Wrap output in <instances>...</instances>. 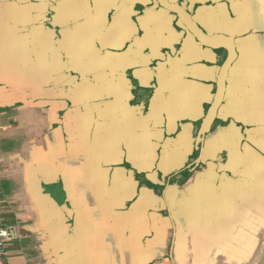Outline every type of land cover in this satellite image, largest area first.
<instances>
[{
  "label": "crops",
  "instance_id": "1",
  "mask_svg": "<svg viewBox=\"0 0 264 264\" xmlns=\"http://www.w3.org/2000/svg\"><path fill=\"white\" fill-rule=\"evenodd\" d=\"M181 2L237 50L203 152L224 56L186 39L140 103L150 59L121 50L120 1L0 0L7 264H264V0ZM146 19L175 51L174 19Z\"/></svg>",
  "mask_w": 264,
  "mask_h": 264
},
{
  "label": "flooded vegetation",
  "instance_id": "2",
  "mask_svg": "<svg viewBox=\"0 0 264 264\" xmlns=\"http://www.w3.org/2000/svg\"><path fill=\"white\" fill-rule=\"evenodd\" d=\"M56 1H60V0H56ZM93 2L95 0H89V2ZM114 1H120V9L121 11H124V13H122L121 18H120V22L123 24L121 25V39H122V48L121 50H130V48H132L135 51H139V54H141L145 59H150V63L148 65H145L143 67V69H148L151 74L149 79L147 80L149 82L148 86L146 88H140L139 83L133 81L134 84V88H133V92L135 95V98L137 99V101H139L140 103H146V101L148 99H150L153 95H155V90L157 88H159V83L163 81V76H162V67L163 65H165L168 60H169V55L171 56V59H176L179 58L181 59L182 57V49L185 46L186 43V39H189L190 42H194L196 44H199L201 47H203L206 50H210L216 54H219L220 56H224L221 64H220V73H219V78H218V84L216 87V93H215V97L213 99V102L206 106V114H205V118L203 120V122L201 123V125L199 126L198 129V133H197V149L198 150H202V141H200V136H201V132L203 131L204 125L209 117V115L212 113V111L219 106V109L217 111V113L215 114V117L213 118V120L210 122L208 131L206 136L209 134V132L213 129L214 123L217 119V116L219 114V110L221 108V106L223 105L224 102V96H223V101L221 103V101H218L217 97L220 95V89H219V85H220V74L221 71L224 67V65L226 64L228 57H229V52L225 49V48H210L206 45H204L203 43H201L196 36L189 30V28L186 26V24L183 22V20L180 18V16L171 11L170 9L166 8L161 0H114ZM168 4L172 5V6H176V7H180L183 8L193 19V21H195L197 23V21L194 18V14L193 11L190 7H185L181 0H165ZM164 11L166 14H168L169 16H171L174 19V27L177 29L178 33H177V43L174 46L175 51L172 50L171 47H161V49H158V47L156 46L158 41L155 37H159L158 34H152V38H155L156 40H153L152 42L150 41V38L147 39L146 37V33L147 30L144 29V27L141 25V22H143L144 20L146 21V25L148 26V24H155V22L153 21V19H146V16L149 12L154 11ZM114 10H111L108 14V19H109V24L113 22V16H114ZM116 15V14H115ZM149 18V17H147ZM114 20H115V16H114ZM150 21V23H149ZM133 24V27L131 26ZM198 24V23H197ZM135 25L137 27V32L135 33ZM199 25V24H198ZM200 26V25H199ZM200 28L210 37L216 36V35H210L208 34L201 26ZM105 31H107V29H105ZM111 30H109V34H110ZM106 33V32H105ZM112 33V32H111ZM152 33V30H149L150 34ZM188 37V38H187ZM156 42V43H155ZM236 47V46H235ZM174 52V53H173ZM181 53L180 55L178 53ZM237 53V50H236ZM237 57V54H236ZM237 59V58H236ZM140 59H137V63L140 62ZM172 64V61L170 60V62ZM192 62H188V65H190ZM235 63V62H234ZM233 63V64H234ZM232 64V66H233ZM131 70V71H130ZM129 70V75L132 77V70H135L134 68H130ZM171 71H172V67L167 68V71H164L166 78L169 77L171 75ZM132 72V73H131ZM230 72V71H229ZM229 76V74H228ZM227 76V79H228ZM133 79V77H132ZM139 79H137L136 81H138ZM226 87H227V80H226ZM225 92H226V88H225ZM205 136V138H206ZM205 142V141H204ZM200 157V155H199ZM199 157L195 160V162H193V164H191L187 171L193 170L195 167H198L201 162L199 163V165L196 164L197 160L199 159ZM202 161V160H201Z\"/></svg>",
  "mask_w": 264,
  "mask_h": 264
},
{
  "label": "water",
  "instance_id": "3",
  "mask_svg": "<svg viewBox=\"0 0 264 264\" xmlns=\"http://www.w3.org/2000/svg\"><path fill=\"white\" fill-rule=\"evenodd\" d=\"M162 4L170 9L171 11L177 13L180 18L183 20V22L186 24V26L189 28V30L196 36V38L203 43L204 45L210 47V48H225L228 52H229V57L228 60L226 62V64L224 65L221 74H220V85H219V89H220V95L217 97L218 101H223V96L225 93V88H226V80H227V76L229 74V71L232 67V64L236 61V47L234 42L232 41V39L230 38H225L222 36H213L210 37L208 36L201 28L200 26L193 21L192 17L183 9L180 7H176V6H172L170 4H168L165 0H161ZM219 109V106H217L212 113L209 115L203 131L201 132V136H200V141H202V152H203V146H204V141H205V136L207 134L210 122L213 120V118L215 117V114L217 113ZM202 159V153L199 157V159L197 160L196 164L199 165V163L201 162Z\"/></svg>",
  "mask_w": 264,
  "mask_h": 264
},
{
  "label": "built area",
  "instance_id": "4",
  "mask_svg": "<svg viewBox=\"0 0 264 264\" xmlns=\"http://www.w3.org/2000/svg\"><path fill=\"white\" fill-rule=\"evenodd\" d=\"M9 238V230L1 223L0 219V264H7V241Z\"/></svg>",
  "mask_w": 264,
  "mask_h": 264
}]
</instances>
